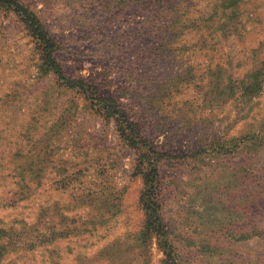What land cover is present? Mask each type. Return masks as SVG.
<instances>
[{
    "label": "rangeland",
    "instance_id": "obj_1",
    "mask_svg": "<svg viewBox=\"0 0 264 264\" xmlns=\"http://www.w3.org/2000/svg\"><path fill=\"white\" fill-rule=\"evenodd\" d=\"M23 1L66 72L117 95L166 153L161 214L180 263L264 264V89L239 101L218 89L264 61V0ZM40 64L0 8V264H164L156 239L140 238L141 150ZM230 138L245 142L213 150Z\"/></svg>",
    "mask_w": 264,
    "mask_h": 264
},
{
    "label": "trees",
    "instance_id": "obj_2",
    "mask_svg": "<svg viewBox=\"0 0 264 264\" xmlns=\"http://www.w3.org/2000/svg\"><path fill=\"white\" fill-rule=\"evenodd\" d=\"M153 1L157 4L161 2V0ZM144 3L150 2L144 0ZM235 4L236 0H231L228 6ZM163 7H167V5ZM0 8L12 10L26 26L30 36L35 41L36 48L40 52V70L42 74L52 73L61 84L68 88L78 89L86 94L87 98L92 100L93 105L98 108L99 112L106 118L115 119L118 131L128 141L129 145L141 150L140 170L145 177L146 183L141 201L147 213V220L144 229L140 233V238L142 242L152 238L156 239V243L164 255V264H181L178 252L171 239V232L161 214L159 173L160 162L166 156V153L144 137L141 132L140 123L131 118L129 112L120 104L117 95H102L95 84L85 79H76L66 72L63 63L57 57V53L61 49L60 43L49 33L46 25L37 13L23 0H0ZM260 62L259 65L252 68L238 82L235 80H229L226 83L221 82L218 86L220 94H228L235 101L245 98L254 100L259 97L264 89V61ZM219 69L222 71L221 67ZM243 138L253 142L255 141V134H245ZM219 140H222V138H219ZM243 141L245 142L244 139L239 140L235 138L221 141L219 144L218 141L216 144L214 143L213 150L218 153H234L241 147ZM41 161H43L42 158L38 156V162L32 160V162L27 164L28 167L30 166V172L34 179L40 177L41 168L39 167V163L41 164ZM20 168L19 176L25 181V168L23 169V166H20Z\"/></svg>",
    "mask_w": 264,
    "mask_h": 264
}]
</instances>
